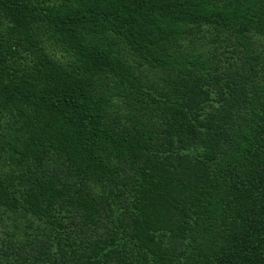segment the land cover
<instances>
[{
	"label": "trees",
	"instance_id": "1",
	"mask_svg": "<svg viewBox=\"0 0 264 264\" xmlns=\"http://www.w3.org/2000/svg\"><path fill=\"white\" fill-rule=\"evenodd\" d=\"M0 235V264H264V0H0Z\"/></svg>",
	"mask_w": 264,
	"mask_h": 264
},
{
	"label": "rangeland",
	"instance_id": "2",
	"mask_svg": "<svg viewBox=\"0 0 264 264\" xmlns=\"http://www.w3.org/2000/svg\"><path fill=\"white\" fill-rule=\"evenodd\" d=\"M46 33L48 34V32H46ZM47 34H44V35L47 36ZM41 35H43V34H41ZM44 35H43V37H44ZM44 44L46 45V49H48L49 52H52V53H58L59 52L58 55L61 56V58L65 60V56L63 55V53L61 52V50L60 51H56L55 44H54L53 41H50V42L47 41ZM29 53H30V51H29ZM30 57H31V55H30Z\"/></svg>",
	"mask_w": 264,
	"mask_h": 264
}]
</instances>
